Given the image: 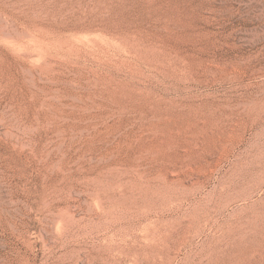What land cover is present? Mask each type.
<instances>
[{
	"label": "rangeland",
	"instance_id": "obj_1",
	"mask_svg": "<svg viewBox=\"0 0 264 264\" xmlns=\"http://www.w3.org/2000/svg\"><path fill=\"white\" fill-rule=\"evenodd\" d=\"M0 264H264V0H0Z\"/></svg>",
	"mask_w": 264,
	"mask_h": 264
}]
</instances>
